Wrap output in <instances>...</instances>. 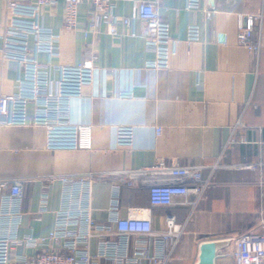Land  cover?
<instances>
[{
    "label": "crops",
    "instance_id": "crops-1",
    "mask_svg": "<svg viewBox=\"0 0 264 264\" xmlns=\"http://www.w3.org/2000/svg\"><path fill=\"white\" fill-rule=\"evenodd\" d=\"M151 1L174 39L166 67L147 65L155 52L143 20L133 17L132 0H117L114 10L131 18L129 24L119 22L116 33L103 24L96 34L88 31L89 2L79 5L77 27L69 28L65 0L14 10L0 0V90L15 92L23 77L22 62L7 48L26 49L58 68L53 77L70 98L69 124L34 123L30 103L27 123L0 126V185L7 183L0 189V210L13 180H22V235L44 236L53 229L64 178L93 179L92 215L104 222L113 184L120 182L116 173L162 162L207 166L203 175L211 186L197 206H153L148 186L121 184L120 213L126 215L128 207L149 210L156 228H165L174 215L184 227L175 264H196L204 240L264 233V18L253 32L257 52L237 38L240 16L264 13V0H201L198 8L187 7V0ZM209 6L215 9L210 17ZM36 22L59 35L56 54L35 52L34 34L25 48L4 40L7 29ZM192 24L200 32L194 41L188 39ZM89 60L91 67L84 65ZM85 125L91 128L89 148L79 145V127ZM233 248L231 241L216 264H236ZM16 252L33 254L22 247ZM7 254L1 243L0 263Z\"/></svg>",
    "mask_w": 264,
    "mask_h": 264
},
{
    "label": "built area",
    "instance_id": "built-area-1",
    "mask_svg": "<svg viewBox=\"0 0 264 264\" xmlns=\"http://www.w3.org/2000/svg\"><path fill=\"white\" fill-rule=\"evenodd\" d=\"M91 4L88 31L96 34L103 24L116 33L117 24H129L131 18L114 13L117 0H65L64 23L76 28L78 7L83 2ZM9 10L21 5L37 8L55 5L58 0H5ZM133 17L144 22L146 42L155 52L154 59L148 60L150 67H166L172 53L174 39L163 28L157 3L151 0H132ZM201 0H187V7L198 8ZM215 9H206L208 17ZM264 13L240 16L237 38L251 52H257L259 45L252 37L258 20ZM35 35V52L56 54L59 35L39 23L32 26H14L6 30L7 44H19L24 48L29 36ZM199 27L188 28L190 41L199 39ZM7 54L23 64V77L13 93L0 90V126L4 124H25L28 122V106L34 104V123L57 125L70 123V98L61 90V79L55 80L53 72L58 68L50 62L41 63L26 49L7 48ZM85 66L94 65L92 60ZM56 85V90L54 86ZM160 132V128H157ZM79 145L91 146V128L79 127ZM217 165H211L215 168ZM248 167H254L248 164ZM205 164H167L128 169L117 172L120 182L113 184L109 206V218L100 222L92 215L91 178H64L62 204L56 210L53 229L44 236L21 234L23 181L13 180L10 191L3 197L0 210V244L8 246V256L0 264H175L173 253L178 246L184 227L174 215L166 219L165 228H156L149 210L128 207L127 214L120 213L121 184L129 187L148 186L153 206H188L195 208L204 191L211 186L210 177H204ZM7 186L6 182L0 189ZM46 209L47 197L41 201ZM145 212V213H144ZM144 213V214H143ZM234 248L231 256L236 264H264V233L251 232L239 238H232ZM93 242H95L93 246ZM18 247L31 249L32 255L18 254Z\"/></svg>",
    "mask_w": 264,
    "mask_h": 264
},
{
    "label": "water",
    "instance_id": "water-1",
    "mask_svg": "<svg viewBox=\"0 0 264 264\" xmlns=\"http://www.w3.org/2000/svg\"><path fill=\"white\" fill-rule=\"evenodd\" d=\"M230 238H219L204 240L199 246V256L196 264H216L218 253L228 245H230Z\"/></svg>",
    "mask_w": 264,
    "mask_h": 264
}]
</instances>
